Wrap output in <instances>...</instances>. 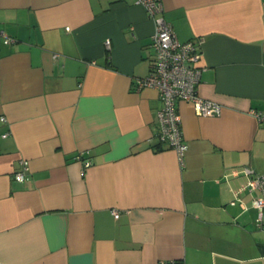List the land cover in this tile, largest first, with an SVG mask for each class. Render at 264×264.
I'll list each match as a JSON object with an SVG mask.
<instances>
[{
	"label": "crops",
	"instance_id": "0c3cea01",
	"mask_svg": "<svg viewBox=\"0 0 264 264\" xmlns=\"http://www.w3.org/2000/svg\"><path fill=\"white\" fill-rule=\"evenodd\" d=\"M161 3L180 41L201 40L199 94L222 106L177 103L182 160L157 138L158 90L134 88L155 29L142 5L0 0L15 38L0 41V264H264L241 171L264 173V0Z\"/></svg>",
	"mask_w": 264,
	"mask_h": 264
},
{
	"label": "built area",
	"instance_id": "2783aa9c",
	"mask_svg": "<svg viewBox=\"0 0 264 264\" xmlns=\"http://www.w3.org/2000/svg\"><path fill=\"white\" fill-rule=\"evenodd\" d=\"M134 3L144 7L149 17L155 22V29L150 42V69L146 76L135 80L134 88L144 86L158 90L161 106L156 111L157 138L166 147L175 151L179 160H182L187 145L182 134L181 115L177 108L180 101L192 103L196 114L201 116H216L222 112V106L212 100L203 98L199 94L198 86L201 78V40L189 39L180 41L174 29L162 16H157L162 11L161 0H133ZM0 41L4 44L15 42L5 29L0 26ZM109 47V42L105 41ZM55 57L57 54L54 55ZM250 113L257 119L264 121V114L255 109ZM5 120L4 117H1ZM80 159L79 156H76ZM90 161L83 163L84 167ZM21 169L14 173V179L23 181L27 178L29 163L27 159L20 160ZM241 171L247 176L245 188L256 191L251 205L256 209V225L264 228V173H255L251 167H243ZM114 217L118 212L113 211Z\"/></svg>",
	"mask_w": 264,
	"mask_h": 264
}]
</instances>
